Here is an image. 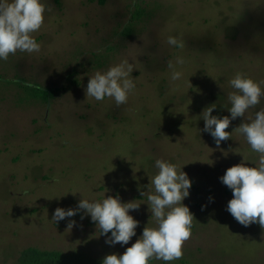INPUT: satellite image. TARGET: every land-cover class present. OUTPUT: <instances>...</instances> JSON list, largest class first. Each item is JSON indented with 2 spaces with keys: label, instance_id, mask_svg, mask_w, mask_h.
Listing matches in <instances>:
<instances>
[{
  "label": "rangeland",
  "instance_id": "rangeland-1",
  "mask_svg": "<svg viewBox=\"0 0 264 264\" xmlns=\"http://www.w3.org/2000/svg\"><path fill=\"white\" fill-rule=\"evenodd\" d=\"M138 3L148 11L141 23H133L136 29L129 37L122 30ZM45 4L51 10L33 34L40 51H18L0 61V264H15L30 245L83 250L101 259L122 254L150 220L147 186L157 158L184 165L193 181L184 200L194 213L191 236L182 258L170 264H264V229L243 227L233 219L226 211L232 192L219 179L243 155L250 166L258 159L234 131L244 118L231 122L226 129L231 137L217 147L203 131L201 115L213 103V115H230L224 107H230L227 94L234 91L228 80L237 72L264 81V0ZM169 35L182 37L184 47L169 46ZM97 55L103 65L92 63L101 64ZM177 56L185 59L178 66L183 77L171 81L167 62ZM123 59L135 69L136 87L128 102L117 107L109 98L86 99L89 75ZM19 77L57 88L50 103L7 80ZM260 107L264 100L246 116ZM72 191L89 199L106 195L141 202L130 213L140 224L129 245L107 244L90 216L81 219L82 212L53 221L57 207L76 208L83 198ZM202 205L207 207L202 210ZM72 220L75 225L68 229ZM150 264L166 262L153 259Z\"/></svg>",
  "mask_w": 264,
  "mask_h": 264
},
{
  "label": "clouds",
  "instance_id": "clouds-1",
  "mask_svg": "<svg viewBox=\"0 0 264 264\" xmlns=\"http://www.w3.org/2000/svg\"><path fill=\"white\" fill-rule=\"evenodd\" d=\"M50 10L45 0H0V61H6L18 51L28 54L40 51L41 45L33 34L40 30L45 13ZM167 44L176 48L184 47L182 37L176 35H169ZM184 63L185 59L181 56L167 62L171 81L182 79L183 72L178 66ZM134 70V65L127 59L106 70H96L89 75L84 90L86 99L103 101L109 98L117 107L126 104L136 87L132 78ZM228 84L234 89L227 94L230 107L224 105L230 115H213L217 105L211 104L201 114L205 121L203 131L211 135L219 147L231 137V132L226 131L231 122L238 117L244 118L234 131L245 137L251 149L258 154V159L250 166L248 157L243 155L242 161L227 168L219 179L232 192L226 211L233 219L243 227L258 224L264 229V107L256 110L254 115L246 116L250 109L257 108L264 100V81L237 72L228 80ZM224 155L227 156L228 152H224ZM207 163L213 164L214 161ZM183 166L164 158L155 160L157 171L149 175L150 183L147 186L146 202L151 213L148 224L122 254H107L102 264H150L153 259L170 264L182 258L183 244L191 236L194 219V213L184 203L185 198L190 196L193 181L183 171ZM72 193H80L83 198L76 208L57 207L52 217L56 223L82 212L81 219L90 216L97 232L106 236L105 242L113 247L119 244L123 248L137 235L140 221L130 214L142 204L137 199L123 202L119 196L106 195L102 199H89L82 192ZM141 195L144 196L145 192ZM209 202H214V198L209 197ZM206 207L202 205V210ZM153 220L155 226H148ZM74 225L75 221H70L68 229Z\"/></svg>",
  "mask_w": 264,
  "mask_h": 264
},
{
  "label": "trees",
  "instance_id": "trees-1",
  "mask_svg": "<svg viewBox=\"0 0 264 264\" xmlns=\"http://www.w3.org/2000/svg\"><path fill=\"white\" fill-rule=\"evenodd\" d=\"M105 1L106 0H100L101 3H104ZM147 9V7H143L139 3L136 4L132 12L130 25H127L124 30H122V34L130 37L135 31L136 25L141 23L140 20L148 11ZM135 21H138L136 25L133 24ZM97 58H99L101 64H97L95 59V61L92 62L95 66L103 65L105 63V61H101V55H97ZM72 74L73 73H70V75ZM7 80H9V83L22 85L29 96L41 99L48 104L54 97L57 89L52 87H44L39 84H29L25 78L20 77L16 80ZM74 82H77V79H74ZM15 264H102V259L93 255H89L83 250L63 251L59 249H48L30 245L20 252Z\"/></svg>",
  "mask_w": 264,
  "mask_h": 264
}]
</instances>
